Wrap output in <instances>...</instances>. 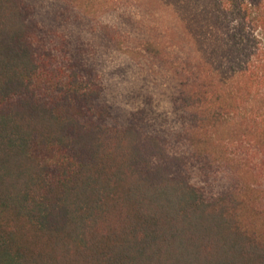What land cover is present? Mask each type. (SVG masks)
I'll return each mask as SVG.
<instances>
[{
	"label": "trees",
	"instance_id": "trees-1",
	"mask_svg": "<svg viewBox=\"0 0 264 264\" xmlns=\"http://www.w3.org/2000/svg\"><path fill=\"white\" fill-rule=\"evenodd\" d=\"M168 3L0 0V264H264V0Z\"/></svg>",
	"mask_w": 264,
	"mask_h": 264
},
{
	"label": "rangeland",
	"instance_id": "rangeland-1",
	"mask_svg": "<svg viewBox=\"0 0 264 264\" xmlns=\"http://www.w3.org/2000/svg\"><path fill=\"white\" fill-rule=\"evenodd\" d=\"M89 6L93 10L103 13V14H112L115 17V11L120 10V8L125 7L126 5H132L134 8L148 12L151 6L157 7L162 14L165 16L166 9L168 8V0H87ZM136 2H139L136 5Z\"/></svg>",
	"mask_w": 264,
	"mask_h": 264
}]
</instances>
